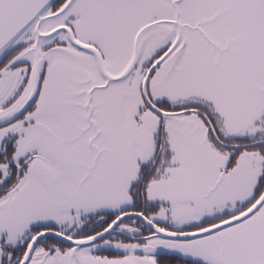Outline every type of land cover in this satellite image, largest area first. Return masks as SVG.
<instances>
[{
  "label": "snow or ice",
  "instance_id": "1",
  "mask_svg": "<svg viewBox=\"0 0 264 264\" xmlns=\"http://www.w3.org/2000/svg\"><path fill=\"white\" fill-rule=\"evenodd\" d=\"M0 264H264V0H0Z\"/></svg>",
  "mask_w": 264,
  "mask_h": 264
}]
</instances>
